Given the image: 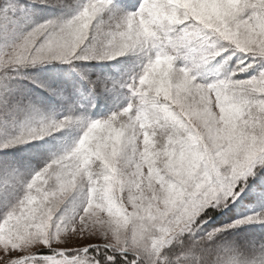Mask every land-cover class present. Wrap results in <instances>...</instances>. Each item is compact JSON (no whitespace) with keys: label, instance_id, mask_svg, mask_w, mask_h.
<instances>
[{"label":"snow or ice","instance_id":"obj_1","mask_svg":"<svg viewBox=\"0 0 264 264\" xmlns=\"http://www.w3.org/2000/svg\"><path fill=\"white\" fill-rule=\"evenodd\" d=\"M0 264H264V0H0Z\"/></svg>","mask_w":264,"mask_h":264}]
</instances>
